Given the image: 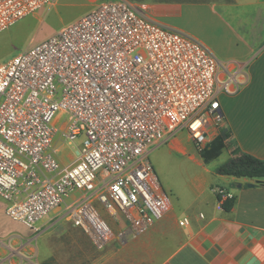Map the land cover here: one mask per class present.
<instances>
[{
	"label": "built area",
	"instance_id": "2783aa9c",
	"mask_svg": "<svg viewBox=\"0 0 264 264\" xmlns=\"http://www.w3.org/2000/svg\"><path fill=\"white\" fill-rule=\"evenodd\" d=\"M52 2L0 0V32ZM222 68L199 41L127 0H102L0 61L7 215L34 232L64 216L100 248L112 237L104 213L134 233L153 224L168 204L149 153L181 128L205 146L222 121L219 93L229 90ZM63 143L75 147L68 164Z\"/></svg>",
	"mask_w": 264,
	"mask_h": 264
},
{
	"label": "crops",
	"instance_id": "0c3cea01",
	"mask_svg": "<svg viewBox=\"0 0 264 264\" xmlns=\"http://www.w3.org/2000/svg\"><path fill=\"white\" fill-rule=\"evenodd\" d=\"M100 1L53 0L15 26L25 24L26 30L37 31L45 18L41 12H52L59 22L50 36ZM127 1L151 20L196 39L223 65L218 76L229 90L219 93L223 117L211 127L208 141L220 127L230 136L209 163L199 151L182 145L176 135L174 147L167 142L168 151L155 173L168 207L160 219L138 233L129 222L115 221L104 213L117 239L109 258L115 255L123 260L125 256L126 264H264V177H235L216 171L231 158L234 147L264 159V0ZM14 35L12 28L7 37ZM221 156L224 160L215 162ZM71 161L61 160L63 164ZM218 190L223 197L235 198L229 211L221 207ZM7 205L0 196V264H33L27 262L33 246L29 240L37 235L10 218ZM184 216L190 222L180 225ZM53 223L49 216L39 226Z\"/></svg>",
	"mask_w": 264,
	"mask_h": 264
},
{
	"label": "rangeland",
	"instance_id": "374dc122",
	"mask_svg": "<svg viewBox=\"0 0 264 264\" xmlns=\"http://www.w3.org/2000/svg\"><path fill=\"white\" fill-rule=\"evenodd\" d=\"M41 13L45 18L39 24L37 31L26 30L25 24L15 26L16 22L11 28L0 32V61L15 54L16 50L21 48L20 45L26 48L32 42L40 41L51 33L52 29L58 24L59 19L52 12L42 11ZM12 28L15 35L14 38H9L7 37V33ZM175 135L182 140L181 144L189 146L190 150H194L195 152L201 150L194 144L186 129H177L173 137ZM186 137L190 138V142H185ZM172 138L168 142L171 141V145L174 147ZM166 151H168V144L164 143L149 153V159L156 173H158V165L162 162V156H164ZM175 154L176 152L172 151V155L174 156ZM74 155L75 147L63 143L58 153L59 159L69 162L74 158ZM224 158V156H221L215 162H221ZM53 222L48 227H41L38 232H34V236L37 235V237L33 241L29 240L33 246L30 252L31 257L29 255L27 262L32 260L33 264H126L125 256H123V260L115 255L113 258H109L112 248L117 244V239L113 235L100 248L95 245L90 236L74 227L64 216L59 215Z\"/></svg>",
	"mask_w": 264,
	"mask_h": 264
},
{
	"label": "trees",
	"instance_id": "16d2710c",
	"mask_svg": "<svg viewBox=\"0 0 264 264\" xmlns=\"http://www.w3.org/2000/svg\"><path fill=\"white\" fill-rule=\"evenodd\" d=\"M229 136L230 134L226 128H219V133L199 151L205 163H209L221 153ZM230 152L231 158L216 169L218 174L247 178L264 177V159H259L251 154L242 152L237 147L232 148ZM217 197L221 207L225 211H229L233 207L235 202L234 197H223L219 192L217 193Z\"/></svg>",
	"mask_w": 264,
	"mask_h": 264
}]
</instances>
